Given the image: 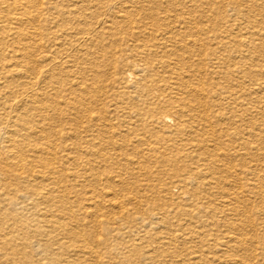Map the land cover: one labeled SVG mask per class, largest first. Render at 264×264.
<instances>
[{
	"label": "bare ground",
	"instance_id": "bare-ground-1",
	"mask_svg": "<svg viewBox=\"0 0 264 264\" xmlns=\"http://www.w3.org/2000/svg\"><path fill=\"white\" fill-rule=\"evenodd\" d=\"M264 0H0V264H264Z\"/></svg>",
	"mask_w": 264,
	"mask_h": 264
},
{
	"label": "rangeland",
	"instance_id": "rangeland-1",
	"mask_svg": "<svg viewBox=\"0 0 264 264\" xmlns=\"http://www.w3.org/2000/svg\"><path fill=\"white\" fill-rule=\"evenodd\" d=\"M264 17V16H263Z\"/></svg>",
	"mask_w": 264,
	"mask_h": 264
}]
</instances>
